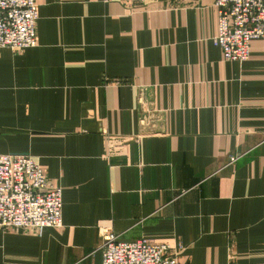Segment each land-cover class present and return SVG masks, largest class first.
Instances as JSON below:
<instances>
[{"label":"crops","instance_id":"crops-1","mask_svg":"<svg viewBox=\"0 0 264 264\" xmlns=\"http://www.w3.org/2000/svg\"><path fill=\"white\" fill-rule=\"evenodd\" d=\"M0 48V153L62 187L63 226L0 227V264H102L101 229L264 264V38L229 61L210 0H37Z\"/></svg>","mask_w":264,"mask_h":264},{"label":"built area","instance_id":"built-area-1","mask_svg":"<svg viewBox=\"0 0 264 264\" xmlns=\"http://www.w3.org/2000/svg\"><path fill=\"white\" fill-rule=\"evenodd\" d=\"M218 11L214 44L229 61L250 58L251 41L264 38V0H210ZM37 0H0V48L19 51L38 44ZM63 226V191L32 155L0 153V227L42 232ZM102 264H183V245L145 237L121 240L103 227Z\"/></svg>","mask_w":264,"mask_h":264}]
</instances>
